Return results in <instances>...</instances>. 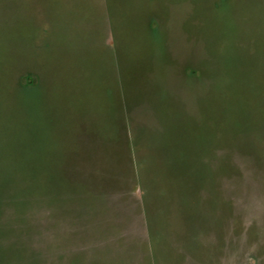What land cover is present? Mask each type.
<instances>
[{"label":"rangeland","instance_id":"374dc122","mask_svg":"<svg viewBox=\"0 0 264 264\" xmlns=\"http://www.w3.org/2000/svg\"><path fill=\"white\" fill-rule=\"evenodd\" d=\"M0 264H264V0H0Z\"/></svg>","mask_w":264,"mask_h":264}]
</instances>
